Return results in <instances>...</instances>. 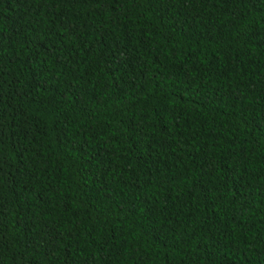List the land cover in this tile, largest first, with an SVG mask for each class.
<instances>
[{
	"label": "trees",
	"instance_id": "obj_1",
	"mask_svg": "<svg viewBox=\"0 0 264 264\" xmlns=\"http://www.w3.org/2000/svg\"><path fill=\"white\" fill-rule=\"evenodd\" d=\"M0 264H264V0H0Z\"/></svg>",
	"mask_w": 264,
	"mask_h": 264
}]
</instances>
